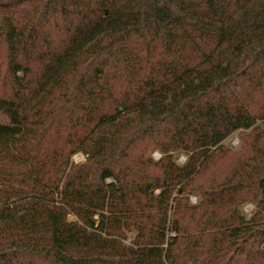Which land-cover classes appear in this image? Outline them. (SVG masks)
Masks as SVG:
<instances>
[{
  "label": "trees",
  "instance_id": "16d2710c",
  "mask_svg": "<svg viewBox=\"0 0 264 264\" xmlns=\"http://www.w3.org/2000/svg\"><path fill=\"white\" fill-rule=\"evenodd\" d=\"M207 46L213 67L126 114ZM0 100L23 133L19 156L0 145V264H264V146L216 172L233 134L264 140V0H0ZM189 114L201 140L170 155Z\"/></svg>",
  "mask_w": 264,
  "mask_h": 264
},
{
  "label": "rangeland",
  "instance_id": "374dc122",
  "mask_svg": "<svg viewBox=\"0 0 264 264\" xmlns=\"http://www.w3.org/2000/svg\"><path fill=\"white\" fill-rule=\"evenodd\" d=\"M107 12H109L104 18H102V22L100 27L112 26L118 20L117 9L114 6H107ZM17 22L13 24V41L16 47H18L19 40L21 37L22 29L25 27V23L19 18L16 20ZM83 38H80L82 41ZM79 40V39H78ZM79 40V41H80ZM207 49H210V52H206L202 58L200 63L197 62H187L182 60L180 67H171L168 70V81L165 87H162L160 90H152V96L148 99L137 98L142 95L141 90H137L135 93L128 95V97L132 100L131 104H127L129 106V112L139 111L145 112V110L151 105H156L161 102L167 93L168 90L174 89L182 84L186 80L192 79V72L194 70L204 71L208 68H211L215 65L217 59V48L214 46H207ZM125 99V98H124ZM8 104L0 100V121H3L4 118H12V120H16L17 115L13 112L12 107L8 109ZM117 116L116 118H119ZM97 128L93 129L90 132L89 137L85 138L78 146H76L75 151L73 153L71 161L75 162V165L83 164L85 159V153L88 152L91 148V144L89 142L90 136L94 135ZM195 126L193 122V115L189 114L186 116L185 121L174 131L167 136V138L160 141L162 143V148L165 149L166 152H169L170 155H174L177 150L182 149L184 147H195L199 140L198 137H192L191 134L194 132ZM257 134H250V132H237L233 134L231 137L227 139L224 143L225 146V154L219 157L216 172L222 173L224 176H228L233 174L235 171L239 170L245 163L246 166L248 164H252L254 158H256L258 148L264 146V140H257ZM162 139V138H161ZM21 142H23V133L20 130V127L15 124H0V145L5 147L6 150L13 153L15 152L17 156L21 153L18 150ZM157 145L153 141L151 143L150 149ZM151 151V150H150ZM94 152L97 153L95 150ZM151 158L154 160H159L161 158V153L158 151L150 152ZM77 158V159H76ZM186 162V158L181 156L178 160L180 165H183ZM204 176L203 182L205 186L209 187L212 181V178L209 175ZM34 179V178H33ZM191 203L193 205H197L198 199L193 196L191 198ZM242 212L246 215H251L255 212L256 205L254 202L248 200L241 205ZM70 220H74V218H70Z\"/></svg>",
  "mask_w": 264,
  "mask_h": 264
},
{
  "label": "built area",
  "instance_id": "2783aa9c",
  "mask_svg": "<svg viewBox=\"0 0 264 264\" xmlns=\"http://www.w3.org/2000/svg\"><path fill=\"white\" fill-rule=\"evenodd\" d=\"M77 159V158H76Z\"/></svg>",
  "mask_w": 264,
  "mask_h": 264
}]
</instances>
